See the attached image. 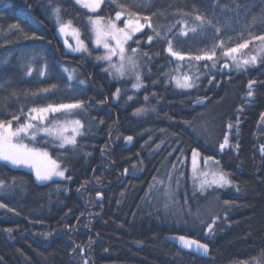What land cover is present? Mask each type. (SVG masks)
Returning a JSON list of instances; mask_svg holds the SVG:
<instances>
[{
  "label": "trees",
  "instance_id": "obj_1",
  "mask_svg": "<svg viewBox=\"0 0 264 264\" xmlns=\"http://www.w3.org/2000/svg\"><path fill=\"white\" fill-rule=\"evenodd\" d=\"M118 5L150 17L161 34L147 26L130 42L145 62L139 89L93 56L69 51L52 11L58 6L61 22L71 21L91 45L90 17L113 18ZM196 15L214 27L192 33ZM182 20L188 24L177 23ZM13 24L23 31L10 29ZM262 34L264 0H104L96 12L75 0H0V119L21 109L83 102L70 114L83 123L76 145L37 144L62 162L65 177L39 182L30 170L0 161V204L6 205L0 207V264H264V61L228 70L220 48L215 67L192 59L220 40L233 47ZM168 40L184 60L167 51ZM184 74L194 87L177 86L173 77ZM44 88L51 91L31 94ZM206 97L205 105L193 106ZM228 128L236 141L221 150ZM193 150L202 166L225 170L232 184L197 190ZM178 181L187 196L182 192L179 201L177 189L165 188ZM176 203L181 208L169 211ZM174 233L206 243L210 257L168 241Z\"/></svg>",
  "mask_w": 264,
  "mask_h": 264
},
{
  "label": "snow or ice",
  "instance_id": "obj_2",
  "mask_svg": "<svg viewBox=\"0 0 264 264\" xmlns=\"http://www.w3.org/2000/svg\"><path fill=\"white\" fill-rule=\"evenodd\" d=\"M104 0H75V3L82 6L83 8L88 9L91 12H96ZM121 9L115 14V19H108L105 22L103 17H96L89 19V22L92 24L93 32L95 34V43L98 45H103L106 49V55L103 57H97V59H104L111 62L113 56L119 57L118 64H110V67L115 69L116 73L120 76L125 75L126 71L131 70L135 74L137 83L133 87H141L140 75L136 71L138 68L137 61L133 58L137 49H132L133 56H126V43L133 38V35L137 32H140L145 25L152 28L155 36L160 37V32L156 31L153 25L151 24L150 17L141 16L139 13H134L130 11L126 6L118 5ZM239 7V6H238ZM53 13L57 17V23L59 24V31L67 35L69 31L75 37H77L78 46L73 49V51H87L86 45L83 41L79 40L78 30L72 28L71 21L66 23L61 22L60 12L61 9L57 6L52 9ZM183 15H190L189 13H183ZM124 16V27H118L116 21H120L121 17ZM144 21V23L141 22ZM255 21V18H254ZM177 23L188 24L187 20L177 21ZM195 26L191 27L190 31L192 33L197 32V28L201 31H204L206 26H213L212 20H206L201 15H196L193 20ZM176 25L169 27L168 31L171 32L172 28ZM10 29H15L18 32H22L19 24H13L9 26ZM214 27V26H213ZM221 28L215 27V32L219 33ZM183 34H187L184 29H181ZM25 38L27 34H25ZM32 38L35 37V34H32ZM149 41L153 39L152 36L148 37ZM113 41L114 43H110ZM253 42H258L259 47L255 49V53L251 52L244 56L242 50L249 48V41L244 43L236 44L233 47H226L225 41L220 40L219 43L213 44L211 51H205L203 55H197L192 59L197 61L207 60L213 61L212 67L216 66V61L219 59L216 55V49L220 48L221 55L223 57L229 58L232 62V65L236 68L237 71L246 70L248 66L255 65L258 61H264V34L260 36L252 37ZM167 51L171 53L172 56H176L179 60H184L185 56L181 55L179 52L173 51L172 41L168 40ZM224 67H229L228 63L223 65ZM179 71V69H177ZM28 74H31V69L29 68ZM39 75H45L44 71H40ZM69 79H72V76L69 75ZM178 87L181 88H192L195 86V81L192 76L184 74L181 76L173 77ZM80 83H83L81 81ZM255 81L250 80L248 82V92L247 97L252 98L253 85ZM56 85H52L51 88L54 89ZM51 91L50 88L39 89L37 92L31 93L33 96L38 93H48ZM120 90L117 89L115 95H119ZM147 99V97H145ZM83 108V102L77 101L75 103H61V104H48L43 107H32L29 109L28 113H24L21 109L19 114H14L11 116V119L5 120L0 119V161L10 163L13 166H26L30 167L35 171L37 180H50L53 176H64V171L60 170V166L56 160H53L49 153L45 150L38 149L35 147H29L28 143H25V140L28 139L31 141H36L40 133H44L46 136L54 138L55 140L60 141V147L64 145H76L77 135L80 134V129L82 128L81 122L79 120H66L59 121L56 119H50L49 114H63L70 115L75 109ZM144 111V109H137V113ZM21 116H24V121L21 122ZM264 118V114H262ZM13 122H15V127H13ZM229 128L232 127L231 124L228 125ZM69 129H71V135H68ZM128 141L132 140V137H126ZM229 143L228 137H224L223 143L220 144V149L223 150ZM261 151H264V146H261ZM199 153L196 150L192 152L193 158V169L194 172L197 170V157ZM212 157L205 159L204 163L207 164L208 161L212 160ZM219 163L218 161L216 162ZM199 175L202 177L199 182L201 190H204L206 187H211L212 185H218L223 187L225 185L232 184V181L228 179L227 174L223 171H204L200 172ZM211 177V179H209ZM3 181H0V184H3ZM239 190V189H237ZM0 207H6V205L0 204ZM209 232L212 231V225H208ZM11 231V229H9ZM178 240L186 248H192L195 246L197 250L202 251L203 253H208V245L202 244L197 240H191L184 236L178 237ZM262 255H264V250H262ZM255 259V258H253ZM87 264V261H85ZM240 264H249V262H240ZM259 264V262H257Z\"/></svg>",
  "mask_w": 264,
  "mask_h": 264
},
{
  "label": "rangeland",
  "instance_id": "obj_3",
  "mask_svg": "<svg viewBox=\"0 0 264 264\" xmlns=\"http://www.w3.org/2000/svg\"><path fill=\"white\" fill-rule=\"evenodd\" d=\"M96 17H99V16H92L91 18H96ZM104 19H105V22H107L108 19L114 20L115 17H113V18H104ZM124 19H125V17L122 16L120 21H116L118 27H124ZM141 22L144 23L143 20H141ZM145 27H147V24L145 25ZM72 28L78 30V32H79V37L78 38H79L80 41H83L84 45H86L87 51H73V49H75L78 46V44H77V37L73 36L71 34V31H69V33L67 35H64V34H62L59 31V28H58V35L63 39V41H64V43H65V45H66V47L68 48L69 51H71V52H78V53L84 54V55L85 54L91 55V56H93V58H94L95 61H100L104 65L105 70L108 71L110 73V75H112L113 77H116L117 79H122V78L123 79H126L127 77H129V78H133L135 80V83H137V80L135 78V74L132 73L131 70L126 71L125 75L120 76V75H118L116 73L115 69H113V68L110 67V64H118L119 63V57L118 56H113L111 62H109L107 60H104V59H97V57H103V56L106 55V49L103 47V45H98V44L95 43V34H94L93 30H92L93 26H92V24L90 22H89V29H90L91 39H89V41L90 42L92 41L91 42V45H89L88 42L85 40L84 34H83V32H82V30L80 28L74 26L73 24H72ZM135 35H136V33L133 35V37ZM131 40H133V38ZM131 40H129L126 43V45H125V48H126V56H133L132 49H137V52L135 53V55L133 56V58L137 61V64H138V68L136 69V71L140 75V81H139V83L142 85V83H141L142 73H143L142 69H144L143 66H145L144 57L141 54L140 49L138 47L130 48L129 45H130ZM109 42L110 43H114L113 41H109ZM258 47H259V43L258 42H253V41L252 42H249V48L242 50V54L244 56H247L250 52L252 54H254L255 53V49L258 48ZM92 48H97V49L100 48L101 51L98 54H94L92 52V50H91ZM225 63H228L229 64V67H224L223 66L225 69H228V70L229 69H232V66L233 65H232V62H231V60L229 58H227V60L225 61ZM139 88H137V89H139ZM74 111H77V109L73 110V112ZM49 118L50 119H53L54 118V119L59 120V121L79 120L81 122V125L83 126V123H82L81 119L78 118V117H76V116L63 115V114L57 113V114H49ZM13 127H15L14 124H13ZM81 131H82V128L80 129V133H81ZM67 134L68 135H71V129H69V132ZM77 137H78V135H77ZM48 139L49 140L50 139L51 140H55L54 138H51V137L46 136L44 133H40L39 136L37 137V140L36 141H31L30 142L28 139H26L25 140V143H28L29 144V147H35V148H38V149H42V150L47 151L49 153V155L52 157V159L57 161V163L60 166V170H63L64 171V176H53L52 179L58 178V177H65L66 174H67V168L65 166H63L62 162L58 158L54 157L50 153V151H48L47 149L41 148V147H38L37 146V144H41L42 142H45V140H48ZM55 141H57V145L60 146V141L59 140H55ZM5 163H7V162H5ZM7 164L11 165L10 163H7ZM11 166H13V165H11ZM14 167H17V166H14ZM20 168H25L27 170H30L31 172H33V174H34V176L36 178L35 171L32 168L26 167V166H20ZM190 168H191L192 184L195 185L196 189L199 190V191H201V192H204V193H209V191L211 192L213 190V188H212L213 185L211 187H206L204 190H201V188L199 186V182H200V179H202V177L199 175V173L200 172H204V171H219V169L217 168V166L211 165V164H209L207 166H202L201 161H200V158L197 157V170H196V172H194V169H193V158L191 159V162H190ZM209 179H211V177H209ZM38 181L39 182H46V181H49V180H44V181L38 180ZM162 183H163V181H162ZM167 183L168 182H166V184ZM165 188H167V189L174 188V189H177L178 190L177 193H176V200L177 201L180 200V196H181L180 194L182 192L184 194V197L185 198L187 197L186 196V191H184V188H183V184L180 183L179 181L176 184L166 185ZM159 195L161 197V192L159 193ZM209 195H212V194H209ZM166 198H168L169 200H173L174 199V197L172 195H168ZM214 199H212V201ZM162 200H165V199H162ZM187 204H188V207L186 209L189 210L190 207H191V200ZM177 208H181V205L179 203L174 204L169 211H173L174 209H177ZM174 212H176V211H174Z\"/></svg>",
  "mask_w": 264,
  "mask_h": 264
},
{
  "label": "water",
  "instance_id": "obj_4",
  "mask_svg": "<svg viewBox=\"0 0 264 264\" xmlns=\"http://www.w3.org/2000/svg\"><path fill=\"white\" fill-rule=\"evenodd\" d=\"M208 99H209V97H206V98H198V99H196V100H194L193 101V106H203V105H205L206 104V102L208 101ZM125 141L126 142H128L130 145H132L133 144V138H132V140L131 141H128L127 139H125ZM180 236H184V237H186V238H188V239H191V240H197V241H199L200 243H202V244H206V243H204V242H202V241H200V240H198V239H196V238H194V237H191V236H188V235H185V234H168V235H166V239L168 240V241H170V242H172V243H174V244H176L180 249H182V250H185V251H189V252H192V253H194V254H197V255H199V256H202V257H206V258H209L210 257V247L208 246V253L207 254H205V253H203L202 251H200V250H197L196 248H195V246H193L192 248H186V247H184L183 245H182V243L178 240V237H180Z\"/></svg>",
  "mask_w": 264,
  "mask_h": 264
},
{
  "label": "flooded vegetation",
  "instance_id": "obj_5",
  "mask_svg": "<svg viewBox=\"0 0 264 264\" xmlns=\"http://www.w3.org/2000/svg\"><path fill=\"white\" fill-rule=\"evenodd\" d=\"M242 106H244V105H246V102H241L240 103ZM262 114H264V113H262ZM261 119H263L262 118V115H261V117H260V120H259V123L261 122ZM233 129V128H232ZM232 129H229L228 128V131H227V137H228V140H229V143H228V145L226 146V147H230V146H233L234 144H235V141H236V135H235V131H233ZM227 149H229V148H227ZM219 171H223V170H219ZM225 174H227L226 173V171L224 170L223 171Z\"/></svg>",
  "mask_w": 264,
  "mask_h": 264
}]
</instances>
